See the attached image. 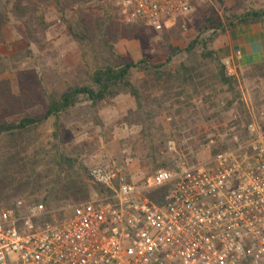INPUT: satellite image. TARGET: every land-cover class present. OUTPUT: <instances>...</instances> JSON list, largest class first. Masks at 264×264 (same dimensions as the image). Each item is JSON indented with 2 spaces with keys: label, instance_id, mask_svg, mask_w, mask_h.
Here are the masks:
<instances>
[{
  "label": "built area",
  "instance_id": "2783aa9c",
  "mask_svg": "<svg viewBox=\"0 0 264 264\" xmlns=\"http://www.w3.org/2000/svg\"><path fill=\"white\" fill-rule=\"evenodd\" d=\"M115 1L127 23L155 30L194 3ZM233 141L211 162L159 170L141 187L121 170L95 166L90 180L107 192L61 219L42 203L16 201L0 211V264H263L264 128L252 121L247 139ZM168 185L162 205L145 196Z\"/></svg>",
  "mask_w": 264,
  "mask_h": 264
},
{
  "label": "rangeland",
  "instance_id": "374dc122",
  "mask_svg": "<svg viewBox=\"0 0 264 264\" xmlns=\"http://www.w3.org/2000/svg\"><path fill=\"white\" fill-rule=\"evenodd\" d=\"M114 6L118 9L116 22L120 26L129 25L115 0ZM224 8L241 13L249 8H264V0H194L189 14L171 20L162 30H155L143 23H131L135 26V32L131 28L135 37L120 39L116 45L117 51L130 61L147 58L153 65H163L170 55L169 46L185 48L197 30L208 19H218ZM46 20L51 26L39 46L29 37L25 25L15 18L4 29L6 42L0 47V82H9L10 94L14 99L3 98L5 87L1 85L0 124H17L26 117L42 119L48 93H59L74 83L76 68L83 61L81 49L66 35L65 26L60 24L55 13L46 15ZM253 30L262 32L264 38L263 27L253 25L227 33L214 43V49L228 50V56L222 62L231 71L228 74L236 78L235 90L231 92L217 86L209 97L194 96L185 102L183 119L186 122L179 126L184 136L192 135L187 138L183 136L182 141L176 138L166 146L167 157L178 159L176 167L179 170L211 162L214 149L223 151L235 148L234 136L245 141L247 126L252 121L264 128V78L249 75L255 64L247 66L242 58L238 60V50L231 43V39L245 38ZM187 57L186 53L178 55L169 68L175 69ZM263 60L257 64L264 63ZM136 79L144 100L154 99L156 92L151 79L144 73L137 74ZM135 110V101L129 95L120 96L108 106L96 110L87 103L82 104L61 115L58 121L61 134L57 139L55 118L45 121L35 132L36 144L28 152L29 157L39 161L36 171L29 173L26 181L31 185L22 188V194L1 207L0 211L22 200L26 204L42 203L48 211H56L57 218H64L71 213L68 208L87 201L52 202L50 191L59 189V178L64 179L69 173L73 178L80 177L88 185L89 200L93 199L99 194L94 191L89 177L90 170L95 166L125 171L135 186H143L147 178L144 180L145 173L138 159L126 157L131 149H124L122 145L123 141L140 133L138 126L130 127L123 122L128 113ZM171 120L170 116L161 118L167 134L172 133ZM171 142L175 144L173 151L169 146ZM62 154L68 160L75 161L73 168L70 169L68 164L59 166L65 159Z\"/></svg>",
  "mask_w": 264,
  "mask_h": 264
},
{
  "label": "trees",
  "instance_id": "16d2710c",
  "mask_svg": "<svg viewBox=\"0 0 264 264\" xmlns=\"http://www.w3.org/2000/svg\"><path fill=\"white\" fill-rule=\"evenodd\" d=\"M116 9L114 0H0V47L6 42L4 29L13 18L25 25L29 37L37 46L41 45L42 37L51 26L46 15L55 13L60 24L65 26L66 35L80 47L83 60L76 68L72 85L59 93H48L42 119L26 117L17 124H0V208L21 195L22 188L31 185L26 181L29 173L36 171L39 161L29 157L28 152L36 144L35 132L45 121L55 118L57 139L61 134L58 125L61 115L85 103L96 110L124 95L134 99L136 110L130 111L123 122L141 129L138 136L122 142L124 149H131L126 157L138 159L145 173L144 180L159 170L179 172L176 167L178 159L167 157L166 146L176 138L178 141L183 139L179 124L186 122L183 119L185 102L194 96L209 97L217 86L231 92L235 90L236 78L228 74L222 62L228 56V50H216L214 43L227 33L253 25H261L264 31V8H249L241 13L224 8L218 19H208L197 30L185 48L169 46L171 50L166 62L153 65L147 58L137 62L127 60L117 51L120 39L135 37L132 34L135 26L131 23L120 26L116 22ZM183 53L187 54V60L171 70L172 61ZM139 73L151 79L156 92L154 99L144 100L136 79ZM249 75L264 78V63L254 65ZM1 85L5 87L3 98L14 99L9 82H0ZM166 116L172 118L170 134L165 132L161 122V118ZM191 135L186 134L184 138ZM223 151L214 149V158ZM74 163L65 157L59 166L68 164L71 169ZM85 171L88 172L87 169ZM128 182L134 184L130 178ZM57 184L59 189L50 191L52 202L80 203L90 198L88 185L80 177L73 178L68 173L64 179L59 178ZM92 187L99 194L107 192L94 183ZM170 187L146 192L145 196L151 202L162 205Z\"/></svg>",
  "mask_w": 264,
  "mask_h": 264
},
{
  "label": "crops",
  "instance_id": "0c3cea01",
  "mask_svg": "<svg viewBox=\"0 0 264 264\" xmlns=\"http://www.w3.org/2000/svg\"><path fill=\"white\" fill-rule=\"evenodd\" d=\"M251 34L245 38L231 39V43L238 52L241 53L243 63L245 65L257 64L264 59V38L262 32L253 30ZM264 62V60H263ZM126 173L125 171H122ZM127 174V173H126ZM128 177V174H127ZM129 179V178H128ZM99 195V194H96ZM90 201V200H89ZM87 201V202H89ZM86 203V202H85ZM82 204V203H81Z\"/></svg>",
  "mask_w": 264,
  "mask_h": 264
}]
</instances>
